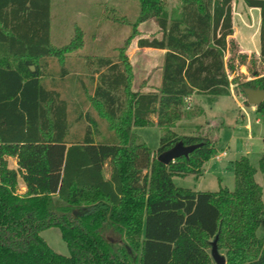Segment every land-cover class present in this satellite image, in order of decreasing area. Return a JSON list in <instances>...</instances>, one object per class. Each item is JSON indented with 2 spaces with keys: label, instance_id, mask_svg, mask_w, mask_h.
Returning a JSON list of instances; mask_svg holds the SVG:
<instances>
[{
  "label": "trees",
  "instance_id": "1",
  "mask_svg": "<svg viewBox=\"0 0 264 264\" xmlns=\"http://www.w3.org/2000/svg\"><path fill=\"white\" fill-rule=\"evenodd\" d=\"M138 1L134 22L113 16L132 26L117 53L85 61L75 55L84 45L80 25L68 42H52L51 0H0V264H216V236L225 264H264V236L257 234L264 188L256 180L264 153L258 168L247 155L232 163L233 189L196 190L173 179L201 175L217 153L214 136L173 129L186 97L230 95L231 83L242 94L243 86L264 89V74L229 78L233 0H176L171 8L168 0ZM244 1L261 10L264 56V0ZM148 19L161 36L140 37L138 45L166 49L162 79L153 90H134L126 47ZM70 84H77L74 96ZM256 111L264 114V100ZM153 125L161 128L156 151L133 130ZM178 141L202 144L160 162L158 154ZM52 226L68 255L40 235Z\"/></svg>",
  "mask_w": 264,
  "mask_h": 264
},
{
  "label": "rangeland",
  "instance_id": "2",
  "mask_svg": "<svg viewBox=\"0 0 264 264\" xmlns=\"http://www.w3.org/2000/svg\"><path fill=\"white\" fill-rule=\"evenodd\" d=\"M176 4V0H168L167 2L168 8ZM139 10L138 0H51V40L57 45L68 42L74 33L75 25L78 24L84 30V45L75 52V55H79L85 61L88 55H114L117 53L116 47L122 45L132 32V26L129 23L114 20L113 16H125L129 22H134ZM244 18L245 21L242 22L241 13H237L233 23L243 44L251 51L243 59L241 54L244 52H241L238 40L233 38L232 46L225 56L226 62L229 63L232 58V63L234 62L235 65L233 69H228L229 78L232 80L238 77L239 82L253 79L256 73L264 74V56L260 54V12L251 11L249 16L246 14ZM138 30L139 33L131 41L140 37L152 38L161 35L154 19L141 22L138 25ZM149 56L155 59L152 57L153 55L147 54L138 55L137 59L138 61H146ZM79 66L81 65L79 64ZM131 66L133 73L132 89L135 86L138 87L137 89L143 90L144 86L148 85V80L137 81L133 65L131 64ZM155 69L150 72L151 75ZM83 72L86 73L87 70ZM85 81L89 82L87 79ZM70 85L69 94L74 96V88L77 84L75 86ZM230 90L237 96L238 100H235L234 97H224L225 95L202 96V104L208 103L207 106H211L208 107L206 116L203 115L205 114L203 109L199 107L192 108L187 102L182 105L183 115L176 120L173 129L179 134H194L197 131L208 133L217 139L215 144L217 152L227 150L228 154L220 159L213 156L209 162L206 161L202 174L199 176L196 174H189L185 177L175 176V183L178 186L196 190H218L220 187L219 179L221 178L224 186L234 188V171L227 173V169L243 155L249 156L253 165L258 168L259 159L264 153V114L249 109H247L249 112L247 113L242 102L246 99L245 95L240 92L235 83H231ZM100 129L101 134L106 135L105 124H102ZM136 130L153 151L158 149L161 136L160 126H142L137 127ZM7 158L9 166L17 168L16 158L12 156ZM212 166L213 168H211ZM256 180L264 188V174L260 170L256 173ZM19 191H25V185L21 178H19ZM56 200L58 203L62 202L59 198ZM257 234L259 237L264 236L263 224L258 228ZM40 235L55 251L65 255L69 254L59 227L45 228L41 230ZM221 253L224 254V250H221Z\"/></svg>",
  "mask_w": 264,
  "mask_h": 264
},
{
  "label": "crops",
  "instance_id": "3",
  "mask_svg": "<svg viewBox=\"0 0 264 264\" xmlns=\"http://www.w3.org/2000/svg\"><path fill=\"white\" fill-rule=\"evenodd\" d=\"M232 5H233V19H234V16H236L237 13H241V21L242 22L245 21L244 15L247 14L249 16V12H251V11H259L260 12V15H261V10H260L259 7H251V6H248L245 3L244 0H234V2L232 3ZM239 6H240V9H238ZM260 21H261V19H260ZM160 36L157 35L156 37H160ZM232 37L238 40V42L240 44V47H241V52L248 53V52L251 51L250 49H248L243 44V42H242V40L240 38L241 36L237 34V30H236V26L235 25H234V34L232 35ZM126 52L128 54L129 61L133 65V70H134V74H135L136 80L137 81L148 80V82H147L148 85L146 84V86H144L143 90L144 91H149V90H153L155 87L159 86L160 83H161V79H162V65H163V60H164V56H165V53H166V49L165 48H157V47H149V46H139L138 45V38H137V39H134V40H132L130 42V44L127 47ZM142 54L153 55L152 57H155V59H152L149 56V58H147L146 61H144V60H139L138 61V59H137L138 55L141 56ZM140 61H141V63H139ZM140 64H141V66H140ZM154 68H156V69H155V71H153V74L151 75L150 72ZM228 75H229V72H228ZM152 86H153V88H152ZM133 88H134V90H136L138 87L136 88L135 86H133ZM205 95H209V94L193 93L192 95H190L187 98H185V102H187V104L189 103V105L192 106V108L199 107V108L203 109V111L205 113L203 115L206 116L207 115V112H208L207 111L208 110V107H211V106H207L208 103L207 104H202L203 103L202 96H205ZM224 97H234L235 100H238L237 96L232 93V90H231V94L230 95H225ZM242 102L244 103L243 104V108H244V110L247 113H249L247 109H249L251 111H254V112L256 111V106H254V105H247V104H245L244 101H242ZM240 106H242L241 103H240ZM241 115H244V114H241ZM153 118L156 119V116L154 115ZM196 118H197V116L195 117V119ZM136 128L137 127H135L133 129L135 132H137ZM211 159H209L207 162H209ZM203 166L205 167V163H204ZM211 168H213V166ZM202 170H203V168H202ZM228 172L229 173H232L233 172L232 165H231V167H229L227 169V173ZM104 176L106 178L109 177V171L107 170V167L104 170ZM174 178H175V176H174ZM219 181H220V186H224L222 184L223 179L220 178ZM174 182H175V179H174ZM230 189H233V188H230Z\"/></svg>",
  "mask_w": 264,
  "mask_h": 264
},
{
  "label": "water",
  "instance_id": "4",
  "mask_svg": "<svg viewBox=\"0 0 264 264\" xmlns=\"http://www.w3.org/2000/svg\"><path fill=\"white\" fill-rule=\"evenodd\" d=\"M34 69V66H30ZM242 91L245 95L246 100L254 106H258L264 100V89L260 87H249L243 86ZM202 143H193L186 145L183 141H178L172 147L167 150L160 152L157 156L158 160L162 163L168 164L174 161L176 158L181 156H188L195 148L199 147ZM218 236H216L211 244V255L215 260L216 264H225L226 257L218 248Z\"/></svg>",
  "mask_w": 264,
  "mask_h": 264
},
{
  "label": "built area",
  "instance_id": "5",
  "mask_svg": "<svg viewBox=\"0 0 264 264\" xmlns=\"http://www.w3.org/2000/svg\"><path fill=\"white\" fill-rule=\"evenodd\" d=\"M187 98V97H186ZM189 104V103H188ZM259 120V119H258ZM228 154V151L227 150H223L221 152H217L215 153L213 156L216 158V159H220L224 156H226Z\"/></svg>",
  "mask_w": 264,
  "mask_h": 264
}]
</instances>
